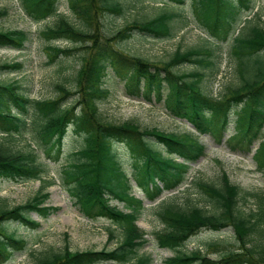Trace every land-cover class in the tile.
I'll list each match as a JSON object with an SVG mask.
<instances>
[{"label":"trees","instance_id":"obj_1","mask_svg":"<svg viewBox=\"0 0 264 264\" xmlns=\"http://www.w3.org/2000/svg\"><path fill=\"white\" fill-rule=\"evenodd\" d=\"M20 1L29 19L55 18L52 26L40 32V37L49 43L57 39L74 43L75 49L80 50V66L74 77L75 88L69 90L57 85L59 95L50 100L30 98L21 92L17 82L0 83V133L11 136L29 130L31 139L47 158L55 162L64 158L60 180L76 199L81 212L92 220L109 219L120 227L122 235L114 247L98 251H71L68 245H48L34 250L16 230L19 226H39L31 220V213L45 219L56 210L42 206L48 197L44 186L50 182L43 180L48 172L30 145L22 149L12 140L2 138L0 180L15 183L39 180L41 187L22 205L10 209L0 207V264L13 260L16 253L27 251H31V264L148 263V257L139 255L145 244L144 233L135 225L143 208L142 200L130 195L131 184L124 173L123 161L129 157L135 180L146 198L154 201L164 191L180 185L190 164L205 156V151L189 133H166L155 127L141 128L133 120L116 123L104 118L98 106L109 95L104 87L108 70L124 81L130 97L148 96L166 85L170 91L165 102L170 112L186 118L200 134L221 139L232 122L237 144L248 147L262 139L254 159L264 174V135H261L264 130V30L259 26L248 30L246 27L243 32L244 26L238 29V6L234 0H190L199 27L219 41L230 40L231 54L236 60V84H226L217 97L204 92V73L199 72L212 64L210 49L192 47L182 51L177 48L168 60L153 62L127 55L119 46L134 37L172 38L175 32L172 20L178 17L186 23L180 10L187 0H160L179 7V11L161 10L154 17L132 20L121 28L111 27L109 23L139 0L130 3L68 0L79 25L57 13L59 0ZM5 14L6 10L0 11V17ZM27 41L28 34L24 31L0 30V48L23 50ZM45 50L49 63L60 54L68 57L73 51L52 45ZM184 64L195 65L197 69L181 73L178 69ZM21 68L18 62L4 63L0 64V73L17 72ZM232 112L234 120L230 119ZM69 133L74 137L69 138ZM64 144L69 145L65 152ZM175 159L182 162L176 163ZM193 183L215 212L208 214L204 208L174 203L159 205L157 216L165 227L153 232L155 240L159 247L174 253L164 263L264 264V193L246 191L231 184L225 175L216 186L200 179ZM112 199L123 202L125 210L121 212L111 206ZM252 200L258 208L247 210ZM202 229L212 232L225 229L229 236L209 241L203 249L185 250L188 239ZM107 232L112 240L114 231L107 229ZM208 254H214L215 258H209Z\"/></svg>","mask_w":264,"mask_h":264},{"label":"rangeland","instance_id":"obj_2","mask_svg":"<svg viewBox=\"0 0 264 264\" xmlns=\"http://www.w3.org/2000/svg\"><path fill=\"white\" fill-rule=\"evenodd\" d=\"M62 1L60 12L67 16L72 23L79 25L78 18L68 10L65 0ZM126 1L131 2V0ZM252 2L258 8L259 14L250 20L248 28L259 26L264 30V0H252ZM2 10H6V14L0 17V30L24 31L28 34V41L22 51L0 48V64L11 62L22 64V68L17 72L0 73V83L13 84L17 82L21 87V92L34 100H50L58 96L57 85H63L67 89L73 90L75 88L74 77L80 66V54L76 51L70 57L59 56L54 62L49 63L45 47L51 44L40 37V32L52 26L55 19L50 18L40 22L31 21L24 14L19 0H0V11ZM161 10L179 11L177 7L155 0H139L138 3L129 7L122 16L116 17L115 20L108 23L111 24V27L121 28L132 20L154 17ZM180 12L184 14L185 18L189 19V22L185 24L180 22L178 17H175L171 22L172 26L175 27L172 38L151 40L134 37L119 46L127 55L143 57L153 62L168 60L177 48L184 51L188 48L199 47L219 52L221 58L218 54H215L210 59L213 66L203 67L199 70V72L204 73L202 81L204 92L218 96L226 84H236L235 63H232V57L229 58V47L226 44L216 47L204 33L195 27L191 21V18L195 17L191 4L186 5ZM54 46L61 49H70L73 44L63 41L54 43ZM194 69H197V66L184 64L178 70L181 73H187ZM105 87L109 89L110 94L98 107L104 118L109 121L120 123L133 120L141 128L155 127L166 133L182 134L189 131L186 125L170 116L162 101H156L155 93L151 94L150 99L129 98L123 90L122 81L110 70H108ZM160 92L164 96L168 92L167 87L164 86ZM71 100L69 98L68 102ZM231 133L232 131L228 135ZM2 138L4 137H0V140ZM12 138V142L19 148L26 149V146H29L31 137L28 133L21 136H12ZM202 141L206 145L207 158L190 168L188 172L191 177L189 178V185L180 188V193L175 194L176 197L172 198L177 200L179 205L204 208V211L208 214L215 212L205 202V196L192 185V181L193 179H201L216 186L221 183L222 172L227 174L229 181L244 189L255 190L256 192L264 190V181L256 171L255 164L251 159L252 153L244 154L241 151H232L224 144L213 142L209 137L202 139ZM32 145L31 148L36 147L35 144ZM68 148L69 145L65 147V150ZM42 160L47 164L45 170L48 172V178L45 177V179L50 181V184H46V186L43 184L48 197L42 206L53 207L56 210L45 219L38 217L37 214H32L31 220H36L39 227L35 231L21 227L16 230L18 236L24 237L30 244L35 245V250H40L48 245H54L55 247L68 245L71 251L101 250L115 246L121 235L119 228L112 226L114 238L110 240L106 230L109 223L105 220L92 221L84 217L63 189L59 178L60 165L54 161L49 162L45 158H42ZM124 168L128 174L132 172L131 165L129 166L128 163L124 164ZM40 187L41 184L38 181L13 183L0 180V207L10 209L24 204L35 195ZM132 192L135 196L142 197L141 191L136 185H134ZM166 201L170 200L166 199ZM110 203L120 209L123 207L122 203H117L114 200ZM252 203L253 205L249 204L247 210L256 208L255 203ZM157 205L151 206L145 203V210L141 213L137 222V225L146 233L162 227L156 214ZM12 227L10 230L13 229ZM227 236H229V232L225 230L221 233L202 231L192 237L185 244L184 249L203 248V244ZM148 239L151 242L139 252V255L149 257L148 264H163V259L171 256V252L156 249L153 245L154 240L151 237H148ZM31 260L32 258L28 259L23 254H18L12 264H31ZM129 264H134V261Z\"/></svg>","mask_w":264,"mask_h":264}]
</instances>
